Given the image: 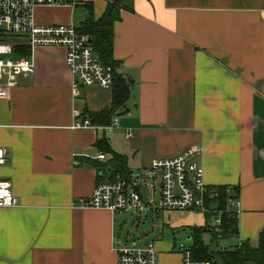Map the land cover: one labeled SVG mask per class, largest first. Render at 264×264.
Instances as JSON below:
<instances>
[{"label": "crops", "instance_id": "1", "mask_svg": "<svg viewBox=\"0 0 264 264\" xmlns=\"http://www.w3.org/2000/svg\"><path fill=\"white\" fill-rule=\"evenodd\" d=\"M108 2L38 7L36 21L80 28L90 13L101 18ZM121 2L113 55L131 94L115 124L73 128L75 117L91 120L89 113L111 105L113 87L73 93L59 47L38 49L35 72L20 75L0 97V146L7 151L0 178L12 180L19 199L0 208V264H120L118 246L154 241L127 231L118 222L125 212L73 206L108 180L99 172L112 158L98 145L102 138L126 156L143 199L139 172L153 159L202 147L198 160L207 185L231 186L238 194L233 244L258 241L264 228V0ZM99 153L107 158L98 159ZM153 199L147 205L162 230L155 239L160 264H182L176 245L182 226L172 225L177 211Z\"/></svg>", "mask_w": 264, "mask_h": 264}, {"label": "built area", "instance_id": "2", "mask_svg": "<svg viewBox=\"0 0 264 264\" xmlns=\"http://www.w3.org/2000/svg\"><path fill=\"white\" fill-rule=\"evenodd\" d=\"M114 1V0H108ZM82 0H0V97H6L18 83L20 75L31 76L35 72V54L40 48L59 47L64 50V59L73 78L72 91L78 93L83 87L97 85L111 88L114 68L105 64L95 51L93 37L80 31L73 24H39L36 21L38 7L75 8ZM28 51L27 53H25ZM117 117L111 126L116 123ZM89 118H74L73 128L91 127ZM107 127V126H106ZM200 146L189 147L171 157L153 159L149 176L155 175L160 183V206L168 211L200 210L216 215V224H221L223 209L208 206L209 201L220 197L217 186L204 180L203 166L199 157ZM97 158L105 160L107 155L99 153ZM7 159V151L0 146V164ZM147 176V175H145ZM154 179L155 177L152 176ZM138 180V179H137ZM155 190V185H151ZM228 207H237L238 198L227 186ZM154 203V199L148 204ZM19 205L10 178H0V208ZM95 209H107L113 213L133 210L145 213L144 201L138 181H127L119 173L111 180L97 183L92 194L73 203ZM239 241V245H241ZM224 249V248H223ZM177 250L182 255V264H209L194 259L191 245L181 242ZM120 264H160L159 250L155 241L145 244L124 243L116 248Z\"/></svg>", "mask_w": 264, "mask_h": 264}, {"label": "trees", "instance_id": "3", "mask_svg": "<svg viewBox=\"0 0 264 264\" xmlns=\"http://www.w3.org/2000/svg\"><path fill=\"white\" fill-rule=\"evenodd\" d=\"M122 8L121 0L109 1L107 8L101 18L96 19L93 13H90L86 20L80 26V31L89 33L94 40L95 51L100 59L113 66V101L110 106L98 112L89 113L91 121L97 125L110 126L114 119L121 113L126 112V103L131 94V81L125 78L116 70L117 61L114 59V25L120 19ZM26 51L25 53H27ZM98 145L106 152L112 154V158L107 163L99 167L100 174H108V180L113 179L116 173H119L127 181H132V173L127 167L125 155H121L112 149L106 138L98 141ZM220 197L209 201L208 206L215 209H223L221 224L216 227L194 226L192 235V252L194 259L208 262L209 264H264V228L259 233L257 242L245 240L241 245L232 247L213 249L211 243L204 240V234L210 232L212 240L235 238L238 236V217L234 209L228 207V192L226 186H217ZM233 196L238 198V194L233 191Z\"/></svg>", "mask_w": 264, "mask_h": 264}, {"label": "rangeland", "instance_id": "4", "mask_svg": "<svg viewBox=\"0 0 264 264\" xmlns=\"http://www.w3.org/2000/svg\"><path fill=\"white\" fill-rule=\"evenodd\" d=\"M80 23V22H78ZM141 172V173H140ZM139 172V183L141 184L144 192L145 197L144 201L151 198H155L157 203L160 200V183L158 177L155 175L149 176L147 171H140ZM147 175V176H145ZM152 176L155 178L153 179ZM152 184L155 185V190L152 188ZM150 206L147 205V209L145 213H136L134 211L125 212L124 214H119L118 222H125L126 223V230L131 231L132 234L139 237L141 241L147 240H154L160 239L162 230L153 222L152 216L150 215ZM162 219L166 221L168 211H163ZM173 219L172 225L173 226H182L180 228V232L176 233L177 241L176 245L178 246L181 242L186 245H191L192 240L188 239L187 231H189L190 226H204L208 224L210 227H216L215 217L216 215L210 212H203L200 210H189L185 212H172ZM138 224V225H136ZM183 226H186L183 228ZM166 228L172 231L170 226H166ZM165 228L164 232L167 236H171L169 231ZM209 233H206L204 236V240L207 243L211 242V246L213 249H219L224 247H232L234 238H227V239H219L218 241L212 240ZM140 242V241H139ZM156 243V241H155Z\"/></svg>", "mask_w": 264, "mask_h": 264}]
</instances>
